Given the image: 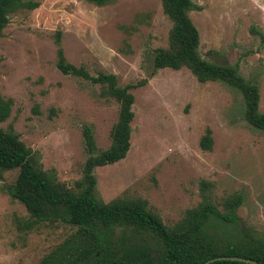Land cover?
I'll return each mask as SVG.
<instances>
[{
  "label": "rangeland",
  "instance_id": "rangeland-1",
  "mask_svg": "<svg viewBox=\"0 0 264 264\" xmlns=\"http://www.w3.org/2000/svg\"><path fill=\"white\" fill-rule=\"evenodd\" d=\"M37 1L9 13L0 35V96L11 101L0 128L30 149L34 167L72 187L88 155L82 126H90L98 152L108 146L117 117V102L102 96L97 83L56 68L58 42L65 60L88 74L112 73L118 86L136 84L129 89L125 156L92 169L100 200L139 199L171 226L188 208L203 201L220 208L223 197L240 193L238 227L264 240V131L245 120L241 95L225 83L198 82L184 66L152 71L153 50L166 46L170 27L159 0ZM192 2L199 6L188 12L199 55L236 64L257 85V109L264 112V0ZM206 128L211 143L203 150L198 141ZM16 174L17 168L0 170V264H40L77 227L31 223L5 190Z\"/></svg>",
  "mask_w": 264,
  "mask_h": 264
},
{
  "label": "trees",
  "instance_id": "trees-1",
  "mask_svg": "<svg viewBox=\"0 0 264 264\" xmlns=\"http://www.w3.org/2000/svg\"><path fill=\"white\" fill-rule=\"evenodd\" d=\"M102 5L113 0H85ZM170 21L165 47L153 50L152 71L158 68L186 67L198 82L218 81L235 89L244 103L243 117L254 128L264 131V112H259L257 85L242 77L236 64L213 63L198 51L197 29L188 12L199 6L192 0H159ZM37 0H0V35L11 12L33 9ZM55 66L61 72L97 83L100 94L113 98L117 117L109 130V144L96 152L89 125L81 128L88 153L80 177L72 187L58 183L34 167L30 149L12 130L0 128V170L17 168L8 195L18 200L33 218L31 223L59 220L76 226L67 239L42 256L40 264H200L219 255H236L264 264V240L238 227L236 208L240 193L222 198L220 208L203 201L185 210L175 224L166 226L150 212L143 201L114 198L103 202L95 195L92 169L122 159L129 148L130 121L136 84L118 86L115 75L97 71L88 74L82 66L68 63L56 42ZM144 80L137 84H142ZM10 99L0 96V122L10 112ZM210 130L200 136L201 149L210 148ZM205 187V182H201ZM29 226V225H28ZM119 229L117 236L114 230ZM208 264H250L235 260H215Z\"/></svg>",
  "mask_w": 264,
  "mask_h": 264
},
{
  "label": "water",
  "instance_id": "water-1",
  "mask_svg": "<svg viewBox=\"0 0 264 264\" xmlns=\"http://www.w3.org/2000/svg\"><path fill=\"white\" fill-rule=\"evenodd\" d=\"M215 260H235V261H241L245 263H250V264H258L256 261L250 258L246 257H241V256H236V255H219V256H214L211 258H208L201 262L200 264H208L209 262L215 261Z\"/></svg>",
  "mask_w": 264,
  "mask_h": 264
}]
</instances>
